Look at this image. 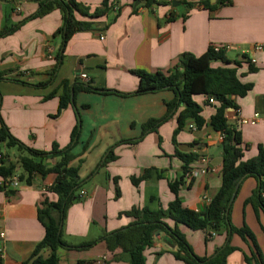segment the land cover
<instances>
[{
  "label": "crops",
  "instance_id": "obj_1",
  "mask_svg": "<svg viewBox=\"0 0 264 264\" xmlns=\"http://www.w3.org/2000/svg\"><path fill=\"white\" fill-rule=\"evenodd\" d=\"M76 2L89 12L106 10L96 17L75 12L78 19L90 21L91 28L75 31L62 48V37L56 33L64 20L61 9L36 16L39 0H20L19 10L14 2L0 1V116L10 134L25 146L18 150L0 144L5 162L15 166L11 177L18 178L16 186L9 184L10 178L4 186L0 176V228L4 232L0 264H21L30 257L44 235L37 206L45 197L56 199L48 191L56 174L34 173L27 184L19 179V156H30V150L65 149L77 116L79 135L70 150L76 157L68 165L78 166V191L85 195L68 205L61 232L69 245L95 242L83 249L58 247L57 264H129V256L120 248L108 251L101 236L131 223L133 218L124 212L132 206L155 210L174 199L168 184L182 174L183 161L177 151L197 154L193 167L204 165L201 158L207 160L206 173L184 179L180 185L183 206L204 210L216 194L221 185L223 135L211 127L210 118L218 102L194 95L202 107L203 125L196 127L189 119L174 134L182 105L167 113L166 105L175 98L173 91L136 93L139 77L132 70L167 71L184 52L197 56L208 46H226L227 59L240 63L238 78L252 85L243 96H231L237 108L225 109L227 123L240 133L244 160L264 146L262 124L249 122L253 113L264 115V50L253 48L264 42V0H210L209 7L198 6L197 0ZM59 51L60 61L56 58ZM250 64L252 71H248ZM81 73L99 90L77 89L71 93L70 104L58 112L60 81L84 82ZM163 116L166 120L154 128H142L149 119ZM110 151L114 159L100 166ZM35 158L51 167L60 155ZM256 185L254 177H242L231 202L230 221L234 226L245 224L253 233L264 260V211L246 202ZM178 227L198 256L212 255L226 242L222 233L207 240L202 229ZM229 244L233 250L226 264H247L244 255H249L250 243L232 233ZM176 245L165 232L156 231L153 243L143 251L145 263L185 264L172 254ZM48 253V249L40 250L43 257Z\"/></svg>",
  "mask_w": 264,
  "mask_h": 264
},
{
  "label": "trees",
  "instance_id": "obj_2",
  "mask_svg": "<svg viewBox=\"0 0 264 264\" xmlns=\"http://www.w3.org/2000/svg\"><path fill=\"white\" fill-rule=\"evenodd\" d=\"M196 4L203 7L211 6L210 0H197ZM54 8L61 9L63 14L62 25L56 29V33L62 37V48L75 31L91 28V22L78 19L75 17V12L88 17H96L106 10L102 7L89 12L86 6L76 2V0H39L36 16L49 13ZM61 55L59 51L56 55L58 61L61 60ZM214 62L220 63L213 66ZM231 64L233 65L230 66ZM238 65H240L238 61L227 59L223 49L215 50L213 46H208L203 53L197 56L187 52L182 53L178 62L167 71L146 72L140 69L131 71L139 77L136 93L154 92L165 88L173 91L175 98L166 105L167 113L173 106L182 105L177 114L174 134L189 119L195 122L196 127L203 125L202 107L193 99L194 95H206L208 100L213 98L218 102L219 105L211 115L210 123L214 130L222 132L223 135L221 185L204 210H193L183 206L178 196V189L184 183V173L191 167V163L197 160L198 155L195 153L184 154L177 151L176 155L183 161L182 174L168 184L170 191L175 196L174 199L164 207L159 205L155 210L143 206H132L128 211H125V214L133 218L132 222L123 228L121 227L101 236L108 251L120 248L123 253L129 256V264H146L143 251L153 243L154 233L162 230L174 244H177V249L172 251L173 256L185 264H226L227 255L233 250V247L229 244V238L234 233L251 245L249 255H244L245 262L247 264H264L259 245L253 233L245 224L234 226L230 221V206L232 203H229V201L238 180L243 176H252L257 180V185L246 202L257 205L264 211V197L261 196V192L264 191V149L261 145L258 146L256 155L244 160L240 133L229 126L225 117V109L237 108L231 96H243L252 86L238 78L236 74ZM252 70L254 68L250 64L248 71ZM76 81V79L72 82H68L66 79L60 81L61 93L58 101V112L70 104L72 101L71 93L74 94L77 89L99 90L91 86L90 81ZM83 106L86 107L87 105L83 104ZM166 118V116H163L160 119H149L142 124V128L145 130L152 129L158 122L166 120ZM79 121L80 118L77 116V121L71 132V140L65 149L56 150L53 147L49 153L30 150V156H19L18 163L22 168L19 179H23L27 184L32 180L34 173L45 175L52 172L56 174L55 181L48 188L49 192L56 195V199L49 200L45 197L37 206V218L42 224L44 235L35 244L30 257L21 264H57L58 255L56 251L58 247L83 249L95 242V240H90L80 242L77 245H69L63 239L61 232V224L65 220L68 205L81 197L77 192L81 186L78 166L68 165L69 161L76 157L70 150L78 139ZM2 142H4L6 148L25 149V146L10 134L0 116V144ZM126 142L131 141L126 140ZM0 153V176L3 177V185L6 186L7 179L13 174L15 166L12 163H6V156H3L1 150ZM52 154L60 155V159L51 167H45L42 159L35 158ZM112 159L114 157L110 151L105 160L100 163V166L105 165ZM132 179L133 183L137 182L135 177ZM118 194V188L115 186V197ZM179 224L190 229L204 230L207 240L213 234L222 233L225 235L226 242L223 246H218L212 255L198 256L192 252L189 243L179 230ZM42 249H48L49 253L46 257L40 254Z\"/></svg>",
  "mask_w": 264,
  "mask_h": 264
},
{
  "label": "built area",
  "instance_id": "obj_3",
  "mask_svg": "<svg viewBox=\"0 0 264 264\" xmlns=\"http://www.w3.org/2000/svg\"><path fill=\"white\" fill-rule=\"evenodd\" d=\"M2 1V0H0ZM10 2H14V8L15 10H19V1L20 0H9ZM215 50L217 49H224L225 47L222 46H213ZM253 48L255 50H264V42L263 43H257L253 46ZM80 77L82 79H84L85 81H88V78L86 77V74L81 73ZM209 102L213 101V98H209L208 100ZM249 122L251 124H255L257 122H260L262 124V139H263V144H264V115H260L259 113H253L251 118L249 119ZM189 127L193 128V124H190ZM264 149V146H262ZM0 160H1V153H0ZM201 160L204 162V165H201L199 167H193L191 166L185 173H184V179L185 180H190L192 178H194L195 176H197L200 173H206L207 172V164H206V159L201 158ZM10 185L12 186H16L18 184V178L17 177H10ZM80 196H84L85 192L83 190H80L79 192ZM261 196L264 197V191L261 192ZM4 239V232L1 230L0 228V260H1V251H2V247H1V241Z\"/></svg>",
  "mask_w": 264,
  "mask_h": 264
},
{
  "label": "water",
  "instance_id": "obj_4",
  "mask_svg": "<svg viewBox=\"0 0 264 264\" xmlns=\"http://www.w3.org/2000/svg\"><path fill=\"white\" fill-rule=\"evenodd\" d=\"M138 2H139V1H136L134 4L136 5ZM241 179H242V177L238 180V182H237V184H236V186H235V188H234V191L232 192V195H231V198H230L229 203L232 202V200H233V198H234V195H235V190H236L237 186H239V183H240Z\"/></svg>",
  "mask_w": 264,
  "mask_h": 264
},
{
  "label": "rangeland",
  "instance_id": "obj_5",
  "mask_svg": "<svg viewBox=\"0 0 264 264\" xmlns=\"http://www.w3.org/2000/svg\"><path fill=\"white\" fill-rule=\"evenodd\" d=\"M78 191V190H77ZM79 192V191H78ZM81 198V197H80Z\"/></svg>",
  "mask_w": 264,
  "mask_h": 264
}]
</instances>
